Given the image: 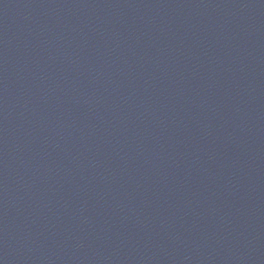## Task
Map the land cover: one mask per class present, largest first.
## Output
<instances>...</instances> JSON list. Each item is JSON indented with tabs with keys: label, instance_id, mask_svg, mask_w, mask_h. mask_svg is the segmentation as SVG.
Wrapping results in <instances>:
<instances>
[{
	"label": "water",
	"instance_id": "water-1",
	"mask_svg": "<svg viewBox=\"0 0 264 264\" xmlns=\"http://www.w3.org/2000/svg\"><path fill=\"white\" fill-rule=\"evenodd\" d=\"M0 264H264V0H0Z\"/></svg>",
	"mask_w": 264,
	"mask_h": 264
}]
</instances>
